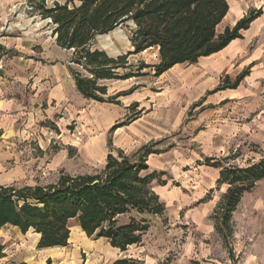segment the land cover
Returning a JSON list of instances; mask_svg holds the SVG:
<instances>
[{
    "label": "rangeland",
    "instance_id": "374dc122",
    "mask_svg": "<svg viewBox=\"0 0 264 264\" xmlns=\"http://www.w3.org/2000/svg\"><path fill=\"white\" fill-rule=\"evenodd\" d=\"M229 4H240L244 16L261 9L262 14L249 26L252 36L248 52L252 53L258 45L263 47L264 56V0H229ZM32 11L28 0H0V36H4L3 41L15 38L22 45L18 49L9 48L6 53L9 57L20 56L23 63L40 62L42 73L48 75L57 64L68 63L69 52L56 46L47 21L31 14ZM229 23L230 16L222 20L217 31L222 32ZM93 46L112 57L133 49L125 26L97 37ZM127 61L134 71L140 63H157L158 53L155 48H148L128 55ZM70 65L82 72L78 66ZM196 65L199 64L175 66L159 76H154L151 68H144L140 76L108 80L104 82L109 87L108 95L129 92L118 96V103L94 102L74 93L54 114H46L44 108L38 111L33 123H23L24 131L18 136H11L12 132L8 133L11 137L1 134L3 185H44L54 182L60 172L71 175L94 172L102 167L107 154L116 155L118 149L126 155L147 150L150 153L146 161L151 153L169 150L179 153L178 160L169 163L166 169L149 170L160 173L159 182L154 180L152 186L165 210L161 217H150V227L138 244L120 251L103 238L87 237L71 221L67 246L49 250L52 264H114L123 258L131 259L133 264H264V179L242 196L231 215V235L222 239L213 217L227 186L217 183L219 169L205 161L229 157L233 158L226 160L229 164L241 166L264 155V80L256 82L249 77L244 82V76L235 88H229L237 76L235 79L225 76L215 84H205L206 88L196 90L193 85L189 89L183 86L181 78L192 68L194 71ZM192 73L190 79L194 77ZM240 85V92L248 98L243 101V108L235 103L232 111L216 120L211 110L224 104H212L208 97ZM166 114L167 122H160V117ZM142 115L150 117V121L143 120L140 127L150 125L156 130H150L147 136H136L134 131L131 142L116 136L118 128L129 126ZM198 117H204L202 123ZM215 124L232 128L229 146L219 155L206 149L203 140L198 139L201 131L207 133ZM34 239L32 231L23 234L16 227H2L0 243L4 245L5 256L0 258V264L24 259L34 264L38 259ZM30 250L32 254L28 253Z\"/></svg>",
    "mask_w": 264,
    "mask_h": 264
},
{
    "label": "trees",
    "instance_id": "16d2710c",
    "mask_svg": "<svg viewBox=\"0 0 264 264\" xmlns=\"http://www.w3.org/2000/svg\"><path fill=\"white\" fill-rule=\"evenodd\" d=\"M228 1L28 0V4L31 14L47 21L56 45L71 53L69 62L84 72L70 67L81 96L99 103H118L116 98L129 92L108 95L104 81L140 76L144 68L159 76L177 64L196 63L242 38L241 32L262 11L251 10L232 27L218 32L229 10ZM120 26L129 31L132 51L112 57L93 46L98 36ZM148 48L157 50L158 62L140 63L131 70L128 55ZM246 74L247 70L242 71L228 87L235 88ZM149 153L126 155L118 149L116 155L107 154L102 167L94 172H60L54 182L44 185L0 184V229L10 225L23 234L31 230L39 235L37 248L65 247L70 222L75 221L87 237L103 238L111 247L125 251L141 241L150 227V217H161L165 210L152 186L154 180L159 182L160 173L149 171ZM228 159L233 158H205L207 164L219 169L217 183L227 186L213 217L222 239L231 235V215L242 196L264 179V155L241 166L229 164ZM4 256L0 243V258ZM130 263L131 259L123 258L114 264ZM46 264H52L51 260Z\"/></svg>",
    "mask_w": 264,
    "mask_h": 264
},
{
    "label": "crops",
    "instance_id": "0c3cea01",
    "mask_svg": "<svg viewBox=\"0 0 264 264\" xmlns=\"http://www.w3.org/2000/svg\"><path fill=\"white\" fill-rule=\"evenodd\" d=\"M228 16H230V23L226 26L232 27L237 20L244 16L243 7L240 4H234L233 6L229 4V10L224 19H227ZM241 35L242 38L232 40L220 51L206 57H201L196 62L199 65L194 67V71L192 68L193 73L190 72L182 76L181 80L184 82L183 86L190 89L191 86L195 85L194 88L200 90L206 88V85L209 83H217L220 77L227 76L230 79H235V77L244 70H247L249 74L245 75L244 82L251 77L257 80L256 82L260 79L264 80V56L261 55L263 47L256 45L252 49V53L248 52L250 48L248 44L252 36L251 27L243 30ZM52 37L55 43V36ZM3 39L4 36H0V130L2 131V136L14 137L16 135L18 136L20 131H24L22 130L24 122L27 121L28 124L29 121L30 123L34 122L38 114L37 112H41L43 110L42 108H44L46 114H54V112H56L55 110L59 106L65 105L74 93L80 96L81 94L77 91L74 79L70 73L71 65L69 60L71 53L69 51L56 45L59 49L69 52L68 63L65 61L64 64H57V67L54 65V69L47 75L42 73L40 62L30 61L28 63H23L20 56L12 55L9 57L6 54L9 48L18 49V47L22 45L19 41L14 40L15 38L11 41H3ZM180 65L182 64H177L175 66ZM191 73L194 74L192 79H190ZM106 86L107 92H109V87L108 85ZM240 88L241 85L237 89L220 90L208 97V102L212 104L218 105L221 102L224 104L223 107L221 104V106L215 108L216 110L214 108L211 110V114L217 117L216 120H220L218 117L222 114V116L226 115L228 110L232 111L233 109L231 108L235 103H239L240 108H243V101L248 100V98L246 93L240 92ZM51 107L53 109H51ZM49 109H51V111H49ZM224 111L226 112L224 113ZM229 114L231 113L229 112L228 116ZM167 117L168 114L162 115L160 117V122H167ZM149 118L148 116L142 115L129 126L123 127L124 129L122 127L118 128L116 136L118 138L124 137V141L128 140L130 142L133 139L132 132L134 131H136V136H147V133L150 132V130L152 132L155 128L150 125H145L143 129L140 126L143 120L150 121ZM197 120L200 121L199 123H202L201 121L204 120V117H198ZM215 123H217V121ZM215 125V128L213 127L207 133L201 131L200 134H198V139L203 140L206 149L214 150V153L219 155L220 152H223V150L229 146L227 144L229 139L228 134L229 132L231 133L232 128L229 125ZM9 132L13 134L10 136L8 135ZM178 158L179 153L173 150L160 152L158 154L151 153L148 156L147 164L149 170H164L169 163H175ZM33 234L35 235L34 247L36 250L39 235L34 232ZM53 248L61 247L37 248L35 254L38 259H35L34 264H46V261L50 259L49 250H53ZM28 253L32 254V251L30 250ZM30 257L31 255L29 258ZM21 262L29 264V261L25 259Z\"/></svg>",
    "mask_w": 264,
    "mask_h": 264
},
{
    "label": "water",
    "instance_id": "95a60500",
    "mask_svg": "<svg viewBox=\"0 0 264 264\" xmlns=\"http://www.w3.org/2000/svg\"><path fill=\"white\" fill-rule=\"evenodd\" d=\"M107 35V34H106ZM102 36H104V35H100V36H98V37H102Z\"/></svg>",
    "mask_w": 264,
    "mask_h": 264
},
{
    "label": "bare ground",
    "instance_id": "6f19581e",
    "mask_svg": "<svg viewBox=\"0 0 264 264\" xmlns=\"http://www.w3.org/2000/svg\"><path fill=\"white\" fill-rule=\"evenodd\" d=\"M115 31H117V29H116V30H114V32H115Z\"/></svg>",
    "mask_w": 264,
    "mask_h": 264
}]
</instances>
